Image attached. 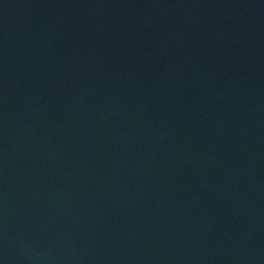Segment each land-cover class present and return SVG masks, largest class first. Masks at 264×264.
Instances as JSON below:
<instances>
[{
	"label": "water",
	"instance_id": "1",
	"mask_svg": "<svg viewBox=\"0 0 264 264\" xmlns=\"http://www.w3.org/2000/svg\"><path fill=\"white\" fill-rule=\"evenodd\" d=\"M0 264H264V0H0Z\"/></svg>",
	"mask_w": 264,
	"mask_h": 264
}]
</instances>
